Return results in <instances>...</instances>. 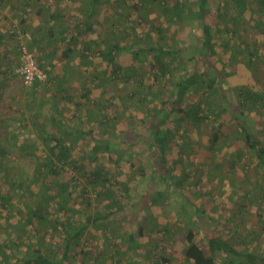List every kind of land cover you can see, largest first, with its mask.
Here are the masks:
<instances>
[{"label": "rangeland", "instance_id": "1", "mask_svg": "<svg viewBox=\"0 0 264 264\" xmlns=\"http://www.w3.org/2000/svg\"><path fill=\"white\" fill-rule=\"evenodd\" d=\"M195 1L101 0L95 7L94 27L81 22L78 39H71L77 49L70 57L64 56L63 48L51 52L50 64L42 56L46 43L33 41L20 18L24 8L14 0H0V264H22L37 248L54 260L63 256V228L27 222L29 204L48 206L51 216L75 223L91 216L63 264H195L185 255L188 229L195 231L207 254L208 239L214 236L238 250L264 254V158L245 143L237 119L239 115L253 122V136L264 145L262 0H249L241 18L246 24L239 21L235 26L230 17L238 11L227 0L218 7L211 3L204 19L190 20L189 9L197 10ZM178 4L183 6L181 14ZM70 10L73 23L88 17L86 0ZM220 11L226 18L218 17ZM206 21L214 27L215 53L208 55L198 53ZM16 26L29 31L27 46L49 73L41 84L25 86L16 72ZM108 42L134 49L123 50L118 57L123 67L131 68L113 73L102 54ZM155 42L181 48L184 55L174 61L166 57L171 68L164 71L152 65L153 54L147 50ZM255 46L259 51L254 56ZM194 68L207 76L219 74V90L194 93L191 101L202 100L207 117L202 123L188 118L182 126L171 123L174 138L162 160L158 148L147 145L145 129L157 122L153 109L173 98L180 74ZM244 84L251 93L241 96L235 87ZM85 88L91 89L87 95ZM68 128L89 132L79 139L69 137L77 163H63L49 148L54 135ZM214 134L218 138L212 146ZM107 137L112 138V148L94 155L95 142ZM96 165L110 173L113 182L107 189L121 209L114 203L108 206L110 198L99 194L101 186H88L83 166ZM51 167L61 170L58 180L69 182L64 207L58 197L46 200L42 185L55 176ZM163 169L181 178L182 192L177 183L171 184L169 201L154 205L153 192L166 190ZM223 260L220 257L217 264H226Z\"/></svg>", "mask_w": 264, "mask_h": 264}, {"label": "trees", "instance_id": "2", "mask_svg": "<svg viewBox=\"0 0 264 264\" xmlns=\"http://www.w3.org/2000/svg\"><path fill=\"white\" fill-rule=\"evenodd\" d=\"M221 0H197L195 3L197 4L196 9L193 10L192 8L189 9L188 17L190 20L195 19H204L206 17V14L210 11L209 8L211 6V3L215 2L217 3V7L219 6V2ZM226 2H229L232 4L233 9H235L237 12L236 16L230 17L232 20V24L238 25L239 21H243L244 25L246 24V20H243L241 18H245L244 12L246 9H248V4L250 3L249 0H227ZM96 4V0H92V8ZM261 7L263 6L264 9V0L260 3ZM183 6L178 4V14L182 12ZM221 10V9H220ZM95 16V9H91L88 17L82 20H79L78 24H75L73 27L78 28L80 22L86 23L88 28H93V18ZM219 18H226V14L223 12H219L218 15ZM228 17V16H227ZM227 24L225 23V26ZM68 29L65 32H62L61 34L64 35L62 37L63 41H65L68 38ZM233 31V30H231ZM264 33V32H263ZM79 32H72L71 37L68 38V41L66 43V47L63 50V54L66 57H70L73 52L77 49H74V47L71 44V41L74 39H78ZM203 46H200L198 48V53L202 54H209L210 52L215 53V46H214V27L211 23L208 21L204 22L203 24ZM72 39V40H71ZM88 48V45L84 46V49ZM129 48V49H128ZM129 51L134 50L130 46L122 45L120 46L119 43H106L105 49L102 51V54L104 55V61L107 62L112 67L113 73H117L121 70H128V68L131 67H123L120 63L118 57L119 53L121 51ZM153 54L154 61L152 62V65L154 66H160L163 68L164 71L170 70L171 65H169V61L165 62L166 57H170V59L173 58V61L178 56H183L182 53L183 50L181 48L171 47V46H163L159 45V43H154L147 49ZM259 51L258 46L254 47V51L252 54L255 56V54ZM138 52L135 51V53H132L133 56H137ZM264 58V57H263ZM169 59V60H170ZM196 59V58H195ZM87 63L90 66H93L94 62L91 58H86ZM190 60H194V56H191ZM197 60V59H196ZM172 61V60H170ZM41 65V64H40ZM43 65V64H42ZM41 67L43 68L44 66ZM44 69V68H43ZM189 70V69H188ZM49 74V73H48ZM181 76L178 78L176 82V86L174 89L173 98L169 99L167 101H164L163 104L156 106L153 111L154 115L157 117V122L153 126H147L145 129V137L148 139L150 144H154L158 151L160 152V157L162 160H166L167 158V151L169 148V144L174 138L173 133V127H171V123L177 124V126L184 125L185 118H188L190 121L196 122V123H202L203 120L206 119V114L202 112L203 107L205 106L202 104V100L199 102V100L191 101L193 95L195 92L204 90L208 88L211 90L212 93L217 94L219 87H218V80L217 77L219 74L217 73H211L210 75H206L204 72L198 70L197 68L190 69L189 71L186 70V72H183L180 74ZM235 90L237 93L241 96H244L245 92L247 94L251 93L249 90V86L244 84L241 86L235 87ZM91 91L90 88H85V95H87ZM191 101V102H189ZM243 103H241L242 105ZM203 113V114H201ZM237 119L239 121V124L241 126V129L243 131L244 140L245 143L250 147L251 150L255 151L256 154L260 158H264V145L254 138V130L253 129V122L251 123L248 121V119L243 118L241 116H237ZM175 124V125H176ZM85 134H89V132H84L83 130L79 129H72L68 128L64 130L60 135H54L52 138V141L50 142L49 148L53 151V153L56 155V157L61 160L63 163H69L72 161H75L77 163L76 159H73L71 157V151L73 149V141L69 139L70 136L79 137L84 136ZM68 135V137H67ZM213 137V136H212ZM217 135L214 134V137L212 138V146L213 142H215V139H217ZM111 137L107 138H101L95 142L93 145V152L96 153L94 155L99 154L102 150L101 149H111L112 148V141ZM54 142V143H53ZM104 145V146H103ZM92 157V156H91ZM49 172L51 174H54L55 176L50 180V182H45L42 186L45 188L46 191V200L52 199L53 197H58V204H60L61 207H64L66 204L63 202V200L67 197V191L69 182H62L57 179V176L60 175L61 170L59 169H53L52 167L49 169ZM83 176L88 178L89 185L91 187L96 188V186H101L100 188V195L105 194L108 195L109 199V205L112 206V203L116 204V208L119 210L123 206L120 204V201L116 198H113L109 195V191L107 189L108 185L113 182V180L110 177V173L105 169L104 166L96 165L95 167L91 169H86V167L83 166ZM161 177L164 181L167 183L166 190H156L153 192V195L151 196V203L155 204H161L163 202L169 201L168 197L172 194V190L170 189V186L175 185L177 183L179 185V192H182V185H181V178L171 172V170L163 169V172L161 173ZM174 180V181H173ZM172 184V185H171ZM51 189L56 190L54 193H51ZM88 188H84V191H87ZM168 190V191H167ZM180 194V193H179ZM4 197V196H2ZM186 198V195L184 196V200ZM85 201H89V198L84 197ZM66 202L68 200H65ZM190 204V202H187ZM114 206V207H115ZM48 208V206H47ZM47 208H42L40 205H28L26 210V219L27 222L31 224H35L37 222L38 224L41 222L43 224H49L53 229H57L59 225L63 228V231L65 233L64 239L62 241V248H63V256H61L59 259H53L52 256L46 255V250L44 251L42 248H37V250H34L32 254H30L28 257L23 258L22 264H32L33 262H36L37 264H63L65 257L70 253V250L72 249V246L76 243L78 239H80L85 234V229L88 224V221L90 220V215L87 217V220L75 223L71 219L67 218L65 220L57 219L53 216H51L47 212ZM187 208V207H186ZM185 207L183 208L185 213V216H188V211ZM98 217V216H97ZM96 217V220H97ZM186 248H185V255L187 258L192 259L195 264H217L220 257H222L223 262L226 264H264V254L257 252V251H243L238 250L234 246H232L230 243L226 241L223 237H210L208 239V246L210 250V254H207L205 250L197 243L195 239V231L193 229H188L186 233ZM3 255H6V251H3ZM5 257V256H4ZM21 261V260H20Z\"/></svg>", "mask_w": 264, "mask_h": 264}, {"label": "crops", "instance_id": "3", "mask_svg": "<svg viewBox=\"0 0 264 264\" xmlns=\"http://www.w3.org/2000/svg\"><path fill=\"white\" fill-rule=\"evenodd\" d=\"M15 4L17 6L23 7L25 11L20 12L23 13V16L21 15L20 18L23 20V24L26 25V29L33 33V41L35 40H43V45H46L47 50L43 51V61L50 63L51 60L47 58L51 52H55L59 50L60 48H63V50L66 47V43L68 41V38L63 41L62 32L67 31L72 32H80V24L79 27L76 29L73 26L75 24H78L79 20L77 22L73 23V21H70L68 17H70L71 9L78 7V1L79 0H14ZM87 1V10L88 14L91 9H95L96 5L101 2V0H96V4L92 8V0H86ZM10 7V5H7V8ZM26 12V13H25ZM96 13V10H95ZM25 16V18H23ZM28 16V17H27ZM19 22V19H16V24ZM81 23V22H80ZM85 26L88 27L85 23ZM17 27V26H16ZM94 27V25L92 26ZM92 29V28H89ZM16 32H22L19 28H15ZM24 31V32H29ZM62 33V34H61ZM41 42V41H40ZM63 42V43H62ZM40 44V43H39ZM61 44L63 47H61ZM38 47H41V44L38 45ZM34 53L35 51L30 48ZM62 51V50H61ZM55 62V61H54ZM53 62V63H54ZM52 63V65H53Z\"/></svg>", "mask_w": 264, "mask_h": 264}, {"label": "built area", "instance_id": "4", "mask_svg": "<svg viewBox=\"0 0 264 264\" xmlns=\"http://www.w3.org/2000/svg\"><path fill=\"white\" fill-rule=\"evenodd\" d=\"M25 37L31 38L29 32H17L19 46V65L16 72L25 86L41 84L48 79V72L39 63L38 56L27 46Z\"/></svg>", "mask_w": 264, "mask_h": 264}]
</instances>
